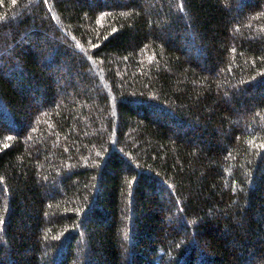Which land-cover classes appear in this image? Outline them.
<instances>
[{
  "label": "trees",
  "instance_id": "obj_1",
  "mask_svg": "<svg viewBox=\"0 0 264 264\" xmlns=\"http://www.w3.org/2000/svg\"><path fill=\"white\" fill-rule=\"evenodd\" d=\"M0 264H264V0H0Z\"/></svg>",
  "mask_w": 264,
  "mask_h": 264
}]
</instances>
